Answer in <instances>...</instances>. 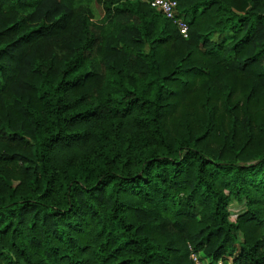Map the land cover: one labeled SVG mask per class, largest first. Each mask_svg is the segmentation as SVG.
<instances>
[{
  "label": "trees",
  "instance_id": "16d2710c",
  "mask_svg": "<svg viewBox=\"0 0 264 264\" xmlns=\"http://www.w3.org/2000/svg\"><path fill=\"white\" fill-rule=\"evenodd\" d=\"M176 11L0 0V264H264V0Z\"/></svg>",
  "mask_w": 264,
  "mask_h": 264
},
{
  "label": "built area",
  "instance_id": "2783aa9c",
  "mask_svg": "<svg viewBox=\"0 0 264 264\" xmlns=\"http://www.w3.org/2000/svg\"><path fill=\"white\" fill-rule=\"evenodd\" d=\"M142 1L148 4L150 7L159 11L165 19L171 21L176 26L180 35L183 38H188L189 26L181 17H178L177 15V11H176L177 0H142ZM190 259L194 262V264H200L197 254H195L192 251L190 253Z\"/></svg>",
  "mask_w": 264,
  "mask_h": 264
},
{
  "label": "rangeland",
  "instance_id": "374dc122",
  "mask_svg": "<svg viewBox=\"0 0 264 264\" xmlns=\"http://www.w3.org/2000/svg\"><path fill=\"white\" fill-rule=\"evenodd\" d=\"M88 10H89L90 16L92 17V19L94 21H98V20H100L102 18V11H101L100 7L96 3H92L90 5V7L88 8ZM212 39L215 40V41L217 40V38H212ZM201 50L204 51V49H201ZM186 100H188V102L192 103L194 106L198 105V102H197L196 97L194 96V93H192L189 96V98L186 99ZM232 206H233V207H231V211L233 213L232 215H235V214H237L238 207H236L235 204H233ZM231 219L234 220L235 217L232 216Z\"/></svg>",
  "mask_w": 264,
  "mask_h": 264
}]
</instances>
